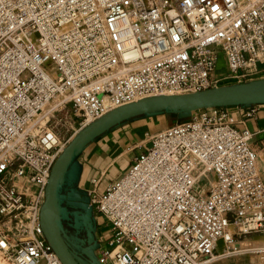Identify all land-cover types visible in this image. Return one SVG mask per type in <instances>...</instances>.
<instances>
[{"label":"built area","instance_id":"built-area-1","mask_svg":"<svg viewBox=\"0 0 264 264\" xmlns=\"http://www.w3.org/2000/svg\"><path fill=\"white\" fill-rule=\"evenodd\" d=\"M220 48L227 68L217 74ZM259 64L264 0H0L7 264H63L40 210L71 126L77 133L143 97L246 81ZM239 122L231 106L194 110L150 133L148 148L105 192L94 180L89 204L110 224L98 240L101 264H203L244 251L233 245L238 237H264V178L254 132ZM248 251L259 260L238 264H264V244Z\"/></svg>","mask_w":264,"mask_h":264},{"label":"water","instance_id":"water-1","mask_svg":"<svg viewBox=\"0 0 264 264\" xmlns=\"http://www.w3.org/2000/svg\"><path fill=\"white\" fill-rule=\"evenodd\" d=\"M261 103H264V77L143 97L110 109L81 128L55 160L40 210L45 237L63 264H101L90 249L99 245L90 198L83 204L67 202V194L74 184L71 167L90 142L114 126L142 115L159 112L189 115L200 108Z\"/></svg>","mask_w":264,"mask_h":264},{"label":"crops","instance_id":"crops-1","mask_svg":"<svg viewBox=\"0 0 264 264\" xmlns=\"http://www.w3.org/2000/svg\"><path fill=\"white\" fill-rule=\"evenodd\" d=\"M259 67L261 71L251 79L264 77V68L261 64ZM215 73L222 74L218 70ZM251 108H255V112L248 115ZM231 110L240 121L239 126L247 125L254 132L252 144L258 152L259 167L264 178V103L234 105ZM165 118L163 112L138 116L114 126L90 142L71 167L74 184L67 194V202L83 204L88 201L95 179L98 180V191L105 192L110 183L130 168L134 157L148 148V135L167 125L160 126ZM97 224L98 239L107 238Z\"/></svg>","mask_w":264,"mask_h":264},{"label":"rangeland","instance_id":"rangeland-1","mask_svg":"<svg viewBox=\"0 0 264 264\" xmlns=\"http://www.w3.org/2000/svg\"><path fill=\"white\" fill-rule=\"evenodd\" d=\"M226 68H227L226 56H225L224 50L222 48H220L219 49V60H218V71L225 72ZM254 76H257V74H255ZM187 116H188V113H180V112H178V113H167V112H165V117H166L164 119L165 121L163 120V123H161L160 126H164L166 124L169 125V124L173 123L174 121L180 120V119L185 118ZM51 123H53L56 128H58V129L61 128L62 130H66L67 125H72L70 122H67V124H64L63 126L62 125H56L55 120H52ZM74 132H75V130L71 126L69 128V131H67V133H66V138L71 139L73 134H75ZM258 167H259V160H258ZM259 169H260V167H259ZM260 172L262 174L261 169H260ZM262 177H263V174H262ZM10 178H11L10 174H8L5 177V180L10 181ZM205 186H206V183H205V181L202 180L199 182V185H197L196 188L198 190H203L205 188ZM95 216H96L97 223H99L100 230L108 236L110 234V224L106 223V221L102 218V215L99 212H95ZM263 244H264V237H262L261 235L248 234L245 236L238 237V240L233 245L234 246L236 245V247H238V248L244 249V251L233 253V254H230V255L224 256V257L220 256V257H218V258H216V259H214V260H212L206 264H238V263L247 262V261H257V260H259V256L255 253H251L250 251H248V247H251L254 245H263ZM90 249L94 254L98 255L99 245H97L93 248H90ZM41 262L43 263L44 260H42Z\"/></svg>","mask_w":264,"mask_h":264},{"label":"bare ground","instance_id":"bare-ground-1","mask_svg":"<svg viewBox=\"0 0 264 264\" xmlns=\"http://www.w3.org/2000/svg\"><path fill=\"white\" fill-rule=\"evenodd\" d=\"M255 255V254H254ZM217 256H215L214 258H216ZM255 257V256H254ZM208 261H211V260H208ZM207 261V262H208ZM207 262H204V263H207ZM203 263V264H204ZM0 264H7L6 260L4 259V257L2 256V254L0 253Z\"/></svg>","mask_w":264,"mask_h":264}]
</instances>
